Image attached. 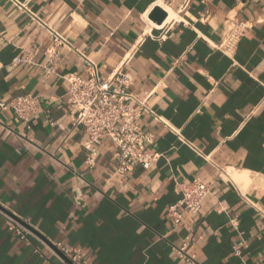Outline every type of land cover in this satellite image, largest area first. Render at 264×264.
<instances>
[{
	"label": "crops",
	"instance_id": "crops-1",
	"mask_svg": "<svg viewBox=\"0 0 264 264\" xmlns=\"http://www.w3.org/2000/svg\"><path fill=\"white\" fill-rule=\"evenodd\" d=\"M17 1L0 0V102L37 101L29 120L0 109V206L34 235L21 240L0 214V264H65L56 243L83 264H190L182 246L192 264H264V0ZM240 21L248 29L224 53ZM88 60L102 78L126 72L132 107L150 109L139 125L159 155L151 168L117 172L109 137L88 162L66 102ZM195 181L211 192L175 223L168 207Z\"/></svg>",
	"mask_w": 264,
	"mask_h": 264
},
{
	"label": "built area",
	"instance_id": "built-area-1",
	"mask_svg": "<svg viewBox=\"0 0 264 264\" xmlns=\"http://www.w3.org/2000/svg\"><path fill=\"white\" fill-rule=\"evenodd\" d=\"M14 1L18 3L17 0ZM247 29L248 24L244 21L231 23L227 26L218 48L224 53L234 52ZM50 31L55 35L56 40H64L54 30L50 29ZM22 60L20 57L15 58V62ZM88 63L90 65L88 77L71 79L66 97L68 105L77 110L75 124L82 125L88 135V142L85 145L90 151L88 162H94V156L97 154L96 145L101 139L109 137L119 149L117 172L124 174L137 165L145 169L151 168L159 155L149 148L151 134L144 133L139 125V118L143 111H150V109L145 101L140 103V108L132 107L131 102L136 99V96L129 91L131 78L126 72L118 71L109 77L102 78L98 73L97 65L91 60H88ZM36 101V97L32 95H20L9 101L0 102V109L13 110L19 118L29 120L34 113ZM51 124H53L52 121ZM210 192L211 185L207 182L181 183V187L177 190L180 198L169 205L168 213L174 217L175 223L181 221L183 213L196 215ZM0 214L6 218L9 231L21 240L30 242V236L34 233L26 221L6 212L1 206ZM53 245L63 257L65 264H83L79 260V251H69L61 243ZM242 247L243 243L234 247L236 254L241 252ZM176 251L188 263L194 262V259L187 254L185 246L176 248Z\"/></svg>",
	"mask_w": 264,
	"mask_h": 264
},
{
	"label": "water",
	"instance_id": "water-1",
	"mask_svg": "<svg viewBox=\"0 0 264 264\" xmlns=\"http://www.w3.org/2000/svg\"><path fill=\"white\" fill-rule=\"evenodd\" d=\"M166 17H167V12L161 9L160 7H156L149 15V18L157 22L158 24H161L165 20Z\"/></svg>",
	"mask_w": 264,
	"mask_h": 264
},
{
	"label": "bare ground",
	"instance_id": "bare-ground-1",
	"mask_svg": "<svg viewBox=\"0 0 264 264\" xmlns=\"http://www.w3.org/2000/svg\"><path fill=\"white\" fill-rule=\"evenodd\" d=\"M173 15H174V13H173V11H172V12H171V15H169V17H170V16L173 17ZM171 17H170V18H171ZM170 18H169V19H170ZM228 171H229V170H228ZM228 173H229V172H228ZM229 175H231L232 179H234V177H237V176H238L239 178H241V174L238 173V175H237V173L235 174V171L233 172V174L230 173ZM235 175H237V176H235ZM226 176H227V175H226ZM233 176H234V177H233ZM243 178L246 179L247 176L244 177V175H243ZM236 179H238V178H236ZM245 179H244L243 181H244V182L246 181V182H245V185H246V184L249 183V182H247V180H245ZM234 181H235V179H234ZM238 181H239V179H238ZM248 181H250V180H248Z\"/></svg>",
	"mask_w": 264,
	"mask_h": 264
}]
</instances>
